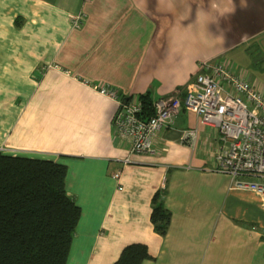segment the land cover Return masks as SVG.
<instances>
[{
	"label": "crops",
	"instance_id": "0c3cea01",
	"mask_svg": "<svg viewBox=\"0 0 264 264\" xmlns=\"http://www.w3.org/2000/svg\"><path fill=\"white\" fill-rule=\"evenodd\" d=\"M259 39L264 0H0V151L65 164L81 207L66 264H112L133 242L152 255L142 264H191L194 254L218 264L207 235L229 233L233 220L245 244L227 264H264L263 199L215 170L218 129L182 107L152 151L129 154L113 133L115 102L86 83L183 95L200 61ZM193 128L192 142L181 137ZM157 191L171 214L162 236L150 220Z\"/></svg>",
	"mask_w": 264,
	"mask_h": 264
},
{
	"label": "built area",
	"instance_id": "2783aa9c",
	"mask_svg": "<svg viewBox=\"0 0 264 264\" xmlns=\"http://www.w3.org/2000/svg\"><path fill=\"white\" fill-rule=\"evenodd\" d=\"M80 24L81 17H74L73 25ZM223 59L214 56L200 61L184 94L174 89L152 100L151 113L144 110L140 94L124 95L113 86L86 83L115 102L113 133L128 141L129 154L152 151L153 138L159 130L174 125L182 107L196 113L203 124L218 129L221 143L215 170L230 176V184L236 188L256 192L264 203V89L249 81L244 69ZM195 133L194 128L184 129L181 137L192 142ZM129 160L127 156L123 162ZM112 175L118 179L120 170Z\"/></svg>",
	"mask_w": 264,
	"mask_h": 264
},
{
	"label": "trees",
	"instance_id": "16d2710c",
	"mask_svg": "<svg viewBox=\"0 0 264 264\" xmlns=\"http://www.w3.org/2000/svg\"><path fill=\"white\" fill-rule=\"evenodd\" d=\"M151 113L148 93L140 94ZM65 164L0 151V264H66L81 207L65 187ZM161 191L151 198L150 220L168 231L170 210ZM152 258L143 242L128 243L112 264H142Z\"/></svg>",
	"mask_w": 264,
	"mask_h": 264
},
{
	"label": "rangeland",
	"instance_id": "374dc122",
	"mask_svg": "<svg viewBox=\"0 0 264 264\" xmlns=\"http://www.w3.org/2000/svg\"><path fill=\"white\" fill-rule=\"evenodd\" d=\"M256 41L257 42L250 43L249 47L244 45L239 46L237 50L224 56L223 60L225 63L231 62L235 68L240 67L244 69L246 73L251 75L253 80H256L259 85H262L264 84V44H262L264 41L260 39ZM230 224L231 228L229 233H226L225 230V233L218 234L217 228L215 234H210L213 236L211 241V236L207 235L208 238L206 240L205 247L207 245L210 247L212 242H215L217 248L216 262L218 264H227L230 261L235 263L233 258L238 255L239 249L245 244L243 238H239L235 233L241 232L239 226L242 227L243 223L233 220L230 222ZM201 242L202 241L199 238L198 240L193 238V240L189 241V243H192V248L195 253L199 249ZM191 260V264H198L195 254L191 257ZM204 264H206V261Z\"/></svg>",
	"mask_w": 264,
	"mask_h": 264
}]
</instances>
